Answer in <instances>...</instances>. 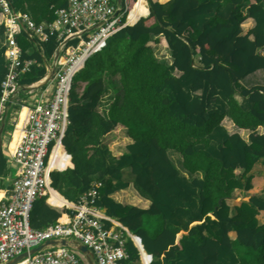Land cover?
I'll list each match as a JSON object with an SVG mask.
<instances>
[{
  "label": "trees",
  "instance_id": "obj_1",
  "mask_svg": "<svg viewBox=\"0 0 264 264\" xmlns=\"http://www.w3.org/2000/svg\"><path fill=\"white\" fill-rule=\"evenodd\" d=\"M145 1L147 15L111 36L75 75L61 139L72 168L51 173L50 187L76 203L94 180L101 181L96 206L141 239L153 264H264V222L258 221L264 199L250 196L233 214L227 204L235 190L251 189L255 165L264 164V85L240 83L256 71L264 76V0ZM134 3L128 1V10ZM66 4L12 0L35 23L51 22ZM4 29L0 24V37ZM158 37L169 50V63L154 55L151 44ZM17 42L21 58L38 63L19 79L23 93L45 76L57 43L35 44L25 34ZM3 52L1 45L0 83L6 73ZM78 83L84 84L81 93ZM224 120L235 130L223 129ZM117 126L131 140L119 158L105 143ZM168 152L180 157L188 175L201 178L188 182ZM5 164L0 154V177ZM124 170L131 180L120 183ZM130 184L149 202L146 208L112 198ZM66 213L40 197L29 224L43 229ZM127 249L136 259L131 242Z\"/></svg>",
  "mask_w": 264,
  "mask_h": 264
},
{
  "label": "built area",
  "instance_id": "obj_2",
  "mask_svg": "<svg viewBox=\"0 0 264 264\" xmlns=\"http://www.w3.org/2000/svg\"><path fill=\"white\" fill-rule=\"evenodd\" d=\"M128 1L67 0L64 8L55 11L51 22L35 23L27 13L15 9L12 0H0L6 68L0 83V127L3 114L7 112L8 116L11 106L16 107L11 119L15 138L7 157L15 174L0 204V264L23 253L27 256L15 264H88L77 245L86 247L93 264H153L141 239L96 206L101 181L94 180L76 203L66 201L61 207L68 213L55 223L43 229L29 224L34 202L40 197H51L49 175L71 168V155L61 145V139L68 124L73 79L91 56L105 49L111 36L134 24H129L128 15L137 0L130 10ZM145 16H139L136 22ZM21 34L35 44L50 39L57 43L45 76L37 82L50 76L52 88L47 94H34L37 83L20 93L19 79L38 65L34 59L21 58L17 42ZM22 94L24 99L19 98ZM47 241L55 244L44 245ZM61 241L66 245H60ZM128 242L136 250L134 260L127 249ZM40 246L43 247L30 254Z\"/></svg>",
  "mask_w": 264,
  "mask_h": 264
},
{
  "label": "crops",
  "instance_id": "obj_3",
  "mask_svg": "<svg viewBox=\"0 0 264 264\" xmlns=\"http://www.w3.org/2000/svg\"><path fill=\"white\" fill-rule=\"evenodd\" d=\"M163 1L167 2L168 0H163ZM161 3H163V2H161ZM147 13H148V9H147ZM141 16H145V15H141ZM0 24H1V16H0ZM2 43H3V36L0 37V46L2 45ZM261 73H262L261 71H256V72L248 75L247 77H245L240 82L241 85H243L244 87H247V88L255 86L256 84L252 83L253 82V77L255 75H257V74L261 75ZM262 77L264 79V76H262ZM246 81H248V84H250V85H246L245 84ZM51 88H52V81L50 79L46 84L45 83L42 84L40 82L37 83L34 86V90L33 91H34L35 95H39L42 92H45L47 94L51 90ZM14 138H15V135H12V134H10V136H7L4 141H2V135L0 137V142H1V144H0V154H2V156L4 157V159L6 161L5 169L3 171L2 176L0 177V204L4 201V198H5L6 194H7L8 189L10 188L11 181H12V179L14 177V174H15L14 165L7 161L8 153H9L10 148L12 147ZM108 139L110 140V143L107 145L108 150L111 153V155L113 157H115V158H119L125 152V147L129 143H131V140L127 137L126 129L121 127V126H117L116 129L112 133H110L109 135H107L105 137V141L106 142L108 141ZM171 153H173V152H168L169 157H171ZM179 161H180V164H181L180 157H179ZM258 164L262 165L261 162L257 163L256 165H258ZM71 168H72V163H71ZM126 172L127 171L124 170L121 173L122 175H121V182L120 183H123V182L127 181V179L125 178V175H127ZM185 175H188V174L185 172ZM193 176H196L195 178H201V173H198V174L193 175ZM258 178L261 179L263 181V183H264V179L261 178V177H257V176H254L252 181H255V179H258ZM54 192L57 194V196L59 198H61V200H63L61 205L50 202V198L51 197L49 199L46 198V202L51 204V205H53V206H58V207L65 206L66 205L65 204L66 200L62 196H60L56 191H54ZM126 192H129L131 196L128 194L127 195L128 197H124L123 194H125ZM238 192H239L238 190H235V192H234V194H233V196L231 198L232 200H234V198H237L235 195ZM121 197H123V198H121ZM112 198L115 199L118 202H122L123 201L122 203L130 204V205H136V206L141 207V208H146L148 206V204H149V202L146 199L140 198L135 193V191L133 190V187H132L131 184L129 185V187L126 190H121V191L113 194ZM248 198L249 197H247L246 200ZM246 200L243 199V201H246ZM258 221L260 223H263L264 222V215L258 217ZM231 235L234 236L233 233H231L230 236ZM233 236H231V237H233Z\"/></svg>",
  "mask_w": 264,
  "mask_h": 264
},
{
  "label": "rangeland",
  "instance_id": "obj_4",
  "mask_svg": "<svg viewBox=\"0 0 264 264\" xmlns=\"http://www.w3.org/2000/svg\"><path fill=\"white\" fill-rule=\"evenodd\" d=\"M145 1V0H143ZM160 2L165 3L166 1L163 0H159ZM145 3V7L147 8V3L146 1ZM243 11L245 12V9H243ZM159 38V42L154 44L152 43L151 45L153 46V50H154V55L155 57L159 60V61H163L166 63L170 62V54H169V50L163 40L162 37H158ZM262 55H264V50L260 51ZM262 73L257 74L253 77V82L256 85H263L264 84V79L262 77ZM76 81V77L73 79V83ZM246 85H250L248 84V81L245 82ZM78 88H77V92L81 93L82 88L84 86L83 83H78ZM115 87V81H113L112 83H110V85L108 86V92L104 95L101 104H100V111L105 112L108 103L110 102V98L111 95L113 94L112 90ZM24 94L20 95L19 98L24 99L25 97L23 96ZM238 100H240L238 98ZM16 109L15 106H11V108L9 109L8 112V116L5 119V125L3 128V131L1 133L2 135V141H4L6 139L7 136H10L11 131H12V125H11V119H12V113L13 111ZM222 127L223 129L227 130L228 132L230 131H234L235 129L233 128V126L230 124V122L228 120H224L222 122ZM240 134L242 137L246 138V133L240 131ZM105 143L108 145L110 143V140L108 139V141ZM111 155V153H110ZM112 156V155H111ZM171 161L172 163L175 165V167L177 168V170L179 171V173L181 174V176H183L188 182H190L193 178H195L196 176H191V175H185V171L182 169V166L180 164L179 161V156L175 153H171ZM254 176L257 177H261L264 179V164H258L255 166V168L252 171ZM127 175H125V178L127 179V181L131 180V175L129 173L126 172ZM238 193H236V197L234 198V200L229 199L227 200V204L230 207V214L234 213V207H237L240 205L241 202H243V199L246 200L247 197L253 196V197H260L262 199H264V183L261 179H255V181H252V187L250 190L245 191V190H240L238 189ZM233 236V235H231Z\"/></svg>",
  "mask_w": 264,
  "mask_h": 264
},
{
  "label": "water",
  "instance_id": "obj_5",
  "mask_svg": "<svg viewBox=\"0 0 264 264\" xmlns=\"http://www.w3.org/2000/svg\"><path fill=\"white\" fill-rule=\"evenodd\" d=\"M135 22H136V21H135ZM135 22H134V23H135ZM50 79H51L50 76H48L44 81H42V82H40V83H42V84L45 83V84H46ZM8 107H9V105H8ZM6 116H7V112H5V113L3 114V117H2L1 127H0V137H1V133H2L3 128H4V122H5V118H6ZM0 144H1V142H0ZM54 244H55L54 241H47V242H45L44 245H54ZM60 245H63V246H64V245H66V243H65L64 241H61V242H60ZM42 247H43V246H40V247L35 248V249H32V250L30 251V254L35 253L36 251L40 250ZM76 249H77L78 252H80L81 254H83V255L85 256V259H86V261H87L88 264H93L91 253L86 249L85 246L77 245V246H76ZM26 256H27V253H23L22 255L17 256V257L14 258L13 260H11V261H9V262H7V263H5V264H15V263L19 262L22 258H24V257H26Z\"/></svg>",
  "mask_w": 264,
  "mask_h": 264
},
{
  "label": "bare ground",
  "instance_id": "obj_6",
  "mask_svg": "<svg viewBox=\"0 0 264 264\" xmlns=\"http://www.w3.org/2000/svg\"><path fill=\"white\" fill-rule=\"evenodd\" d=\"M145 1L143 0H137L133 8L131 9L129 15H128V22L129 24H133L137 18L141 15L147 14V8L145 7ZM60 155V153H58ZM50 202L60 204L63 202L61 198L57 196V194L54 192V190H51V198ZM65 202V201H64ZM66 204V203H65Z\"/></svg>",
  "mask_w": 264,
  "mask_h": 264
}]
</instances>
